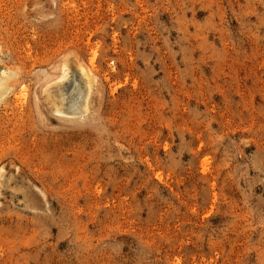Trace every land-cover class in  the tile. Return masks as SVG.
I'll use <instances>...</instances> for the list:
<instances>
[{
    "label": "rangeland",
    "instance_id": "1",
    "mask_svg": "<svg viewBox=\"0 0 264 264\" xmlns=\"http://www.w3.org/2000/svg\"><path fill=\"white\" fill-rule=\"evenodd\" d=\"M0 46V264H264V0H0Z\"/></svg>",
    "mask_w": 264,
    "mask_h": 264
},
{
    "label": "bare ground",
    "instance_id": "2",
    "mask_svg": "<svg viewBox=\"0 0 264 264\" xmlns=\"http://www.w3.org/2000/svg\"><path fill=\"white\" fill-rule=\"evenodd\" d=\"M0 50H1V46H0ZM4 59H0V98H3L2 96L5 95V93L7 94L9 92V90L11 89V87L13 86V84L16 83L17 81V77L15 78L16 74L12 71H14L13 67H11V69H7L5 67V65L3 66L1 64V62L3 61ZM4 63V62H3ZM13 69V70H12ZM12 70V71H11ZM17 72V71H16ZM18 76V74H17ZM88 79V78H87ZM89 82V80L87 81ZM87 90V89H86ZM85 101V99H84ZM1 102V101H0ZM87 106H89V100L86 102V104H83L81 106L82 110L80 111V113L85 114V110L87 108ZM75 107V106H74ZM73 107V108H74ZM69 109H65L64 108V112L67 111L68 112ZM71 111V110H70ZM56 112V110H55ZM65 112V113H67ZM57 113V112H56ZM76 114V113H75ZM70 115V114H69Z\"/></svg>",
    "mask_w": 264,
    "mask_h": 264
}]
</instances>
